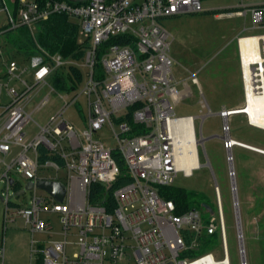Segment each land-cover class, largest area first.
Masks as SVG:
<instances>
[{
	"label": "built area",
	"instance_id": "built-area-1",
	"mask_svg": "<svg viewBox=\"0 0 264 264\" xmlns=\"http://www.w3.org/2000/svg\"><path fill=\"white\" fill-rule=\"evenodd\" d=\"M9 1L12 9L8 0H0V10L7 14L0 36L4 30L21 25L34 31L38 21L55 13H66L78 19L85 35V39L79 41H87L88 47L84 58L75 60L65 59L59 53L51 54L38 44L39 52L31 57L35 72L33 81L29 82L21 77L25 69L21 70L18 61L7 55L4 42L0 40V59L6 66V74L22 84L21 88H10L7 83L10 101L0 103V163L4 166L0 182L5 183L0 195L5 203L0 264H5L8 223L19 217L25 219L32 232L30 264H230L218 186L215 187L217 214L207 205L212 214L209 219L197 208L177 212L176 201L165 198L160 191L162 186L175 184L179 172L192 175L203 165L199 146H204L205 140L198 135L194 115L175 114L173 102L183 95L172 74V58L168 54L170 34L160 20L185 12H203L202 0ZM248 11L253 25L264 27V4L243 5L238 13L246 16ZM122 34L131 38L132 43H107L111 37ZM251 36L237 37L244 104L223 106L218 112L222 117V140L232 180L240 264L249 262L233 148L237 145L264 154V148L231 135L230 116L243 113L249 124L257 126L251 123L247 109L251 102L264 99V34L255 35L258 43L253 54L245 56L241 39ZM100 52L103 53L102 69L97 67ZM67 64L84 70L82 90L72 89L74 94L70 98L59 94L62 105L45 123L35 122L38 131L28 133L25 126L32 120L33 113L46 105L53 90L59 91L52 84L51 76ZM191 79L198 83L197 72L191 73ZM45 85L50 86L49 92L39 96ZM82 94L87 96L88 107L85 126L79 131L65 112L79 102ZM201 95L202 104L213 114L205 96ZM35 96L40 97L38 102L27 110ZM237 110L240 112H235ZM255 113H262L258 106ZM180 119L192 123L193 135L188 140ZM107 122L114 131L115 148L96 137ZM113 150L120 151L124 157L130 181L114 188L110 194L109 187L120 174ZM43 153L47 156L41 157ZM187 154L196 155L189 167L184 164ZM16 175L23 177L26 183L33 181V187L26 189L32 190L28 205L12 198L11 190L17 195L26 185ZM39 179L62 181L66 186L63 201L38 187ZM17 183L18 189L15 188ZM93 184L102 188H92ZM38 189L46 194L39 193ZM48 212L59 214L61 239L36 240L35 232L51 234L50 217H42ZM216 233L223 245L222 259H216L212 251L193 252L202 237ZM70 244H74L71 253Z\"/></svg>",
	"mask_w": 264,
	"mask_h": 264
},
{
	"label": "rangeland",
	"instance_id": "rangeland-1",
	"mask_svg": "<svg viewBox=\"0 0 264 264\" xmlns=\"http://www.w3.org/2000/svg\"><path fill=\"white\" fill-rule=\"evenodd\" d=\"M246 1V0H245ZM238 0H202L203 7H210L211 11L185 12L161 18V22L170 34L169 56L172 58V74L175 85L183 97L173 102L176 115H194L198 135L204 137V146H199V159L203 164L195 169L192 175H184L179 172L175 178V184L185 187L192 193L193 205L199 209L205 219L211 217V211L207 205L217 214L216 185L219 189L221 206L226 228V240L230 264H240L239 239L237 237L236 212L233 204L232 180L228 174L229 163L227 161L226 148L222 140V117L219 110L223 106L239 107L244 104V91L241 77V65L237 37L239 35L264 33V27L254 26L250 29L244 27L252 24L251 15H217L234 12L230 5H236ZM233 3V4H231ZM9 7L13 4L8 0ZM229 10H231L229 12ZM77 20L76 18H73ZM7 20L5 10H0V30L5 28ZM35 31V28H34ZM33 32V31H32ZM6 35L2 34L0 40L5 42ZM85 35L80 29L79 40H84ZM11 57L18 61L21 70L25 69L21 77L29 82L33 81L35 67L31 58L16 52L15 46L7 41ZM100 52L97 67L102 69ZM197 72L198 83L191 79V73ZM84 78L75 91H81ZM21 88V82L6 74V66L0 59V103L10 101L7 86ZM50 86L45 85L40 89V95L47 94ZM205 96L213 111L209 114L207 106L202 104V95ZM61 96L71 97L74 91H52L46 105L36 110L25 129L28 133L38 131V125L45 123L46 119L58 109L63 99ZM35 96L27 110H31L39 100ZM79 102L72 104L65 112L74 126L81 131L85 126L88 100L85 94L79 97ZM203 121V124H202ZM36 122V123H35ZM202 124V127H201ZM231 135L234 139L244 141L264 148V129L251 125L243 113L230 116ZM118 127L116 124L114 125ZM96 137L103 139L109 147L115 148L117 141L114 131L107 122L98 130ZM204 147L206 152L204 151ZM234 166L236 170L237 195L245 235V245L249 264H264V154L249 150L241 146H234ZM11 156L7 158L9 160ZM210 164H209V163ZM4 166L0 163V176ZM22 184L25 179L16 175ZM5 189V183L0 182V195ZM39 193L46 194L43 189ZM12 198L28 205L32 190H26L21 195ZM5 203L0 199V239L4 231ZM42 217H50L53 228L51 234L35 232L36 240L61 239L62 227L59 214L48 212ZM32 232L30 225L26 224L22 217L8 223L6 231L5 264H30ZM75 241V238L69 237ZM74 244H70L68 251L73 252ZM212 251L216 259L224 257V250L219 233L210 237L208 246L197 254Z\"/></svg>",
	"mask_w": 264,
	"mask_h": 264
},
{
	"label": "trees",
	"instance_id": "trees-1",
	"mask_svg": "<svg viewBox=\"0 0 264 264\" xmlns=\"http://www.w3.org/2000/svg\"><path fill=\"white\" fill-rule=\"evenodd\" d=\"M240 8H233L232 10H239ZM80 24L78 19L66 13H55L46 19H42L36 23L35 31L26 26L21 25L13 29H6L2 34L6 35L4 46L8 56H11L9 49L6 48L7 41L11 42L18 54H23L26 58H31L32 55L39 52V45L45 48L49 53H59L65 59L82 60L88 47V43L79 41ZM132 43V39L127 35L122 34L111 37L107 43ZM98 64V63H97ZM83 69L74 64H67L65 67L58 69L51 76L52 84L58 90H72L77 89L83 80ZM134 106H130V109ZM128 119L132 122V117L128 115ZM140 131V130H138ZM43 150V149H42ZM113 156L116 159L120 174L115 182L109 187V193L118 186H121L130 181L129 167L118 150H113ZM42 154L41 157H46ZM19 188V183L15 186ZM92 188H102V185L93 184ZM161 193L165 198L176 201L178 208L177 212H183L189 208H195L193 205L192 193L183 186L176 184L162 186ZM210 237H202L197 249L193 250L196 254L201 249L208 246Z\"/></svg>",
	"mask_w": 264,
	"mask_h": 264
},
{
	"label": "bare ground",
	"instance_id": "bare-ground-1",
	"mask_svg": "<svg viewBox=\"0 0 264 264\" xmlns=\"http://www.w3.org/2000/svg\"><path fill=\"white\" fill-rule=\"evenodd\" d=\"M258 43V37L257 36H251L241 39V48L245 54V56H250L254 47H256ZM258 106L259 109H261V114L255 113V107ZM247 111L250 114L251 123L257 125L260 128H264V99H257L255 102H251L248 106ZM235 112H240V110H237ZM183 127H185V133L184 137L188 140V138L192 137L193 129H192V123L191 121H187L186 119H180L178 120ZM176 124V123H175ZM171 125H173V122H171ZM188 127V128H186ZM194 143L191 142V147L193 148ZM196 160L195 154H187L184 156V164L189 167L190 164H192ZM192 162V163H191Z\"/></svg>",
	"mask_w": 264,
	"mask_h": 264
},
{
	"label": "water",
	"instance_id": "water-1",
	"mask_svg": "<svg viewBox=\"0 0 264 264\" xmlns=\"http://www.w3.org/2000/svg\"><path fill=\"white\" fill-rule=\"evenodd\" d=\"M254 5H249L248 7H252ZM264 43V41H263ZM37 186L40 188H43L47 190L49 193H51L58 201H63L65 192H66V186L62 181L59 180H50V179H39L37 181ZM33 187V181L29 180L25 187L18 190L16 192L17 195L22 194L26 189H31ZM2 199V197H0ZM169 264H174L173 262H170Z\"/></svg>",
	"mask_w": 264,
	"mask_h": 264
},
{
	"label": "crops",
	"instance_id": "crops-1",
	"mask_svg": "<svg viewBox=\"0 0 264 264\" xmlns=\"http://www.w3.org/2000/svg\"><path fill=\"white\" fill-rule=\"evenodd\" d=\"M228 4L229 6H231V8H240L241 6L245 5V6H249V5H257V4H264V0H238L237 4L236 5H230L229 3H226ZM233 4V3H231ZM213 9H211L210 7H206L204 8V11H211ZM231 10H229L230 12ZM233 11V10H232ZM250 13V12H249ZM232 14H238V10H234V12H231V13H225V14H217V15H232ZM254 25L253 23L250 25V26H246L244 27L245 29H250V28H253ZM260 34H264V33H259V34H247V35H252V36H255V35H260ZM240 36V35H239Z\"/></svg>",
	"mask_w": 264,
	"mask_h": 264
}]
</instances>
